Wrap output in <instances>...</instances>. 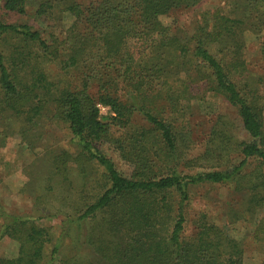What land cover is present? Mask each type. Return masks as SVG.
Listing matches in <instances>:
<instances>
[{
    "label": "trees",
    "instance_id": "trees-1",
    "mask_svg": "<svg viewBox=\"0 0 264 264\" xmlns=\"http://www.w3.org/2000/svg\"><path fill=\"white\" fill-rule=\"evenodd\" d=\"M31 1L4 0V9L25 14ZM202 1L39 2L40 18L53 10L55 3L57 7L64 6L73 19L62 45L63 62L66 71L84 65V84L81 88L70 86L62 90L51 84L50 93L55 96L53 113L68 125L80 156L100 168L103 175L96 199L83 210L75 209L65 220L82 229L88 221L101 218L104 232L117 239L110 243L111 256L106 255L109 264H244L243 244L223 235L215 225L203 223L197 235L189 234L186 208L192 187L232 182L241 176L246 162L254 158L264 164L263 111L254 102L248 84L239 86L237 82L247 72L244 31L252 32L258 40L264 34V0H230L232 12L206 15L196 34L185 44L177 39L169 40V29L163 27L160 17L192 9ZM9 36L36 43L44 58H56L60 49L53 51L40 32L29 25L9 24L0 17V92L6 105L18 113L35 99L38 91L49 89L43 74L28 76L32 52L18 44L15 49L24 51H17L18 58L5 56L3 40ZM261 46L264 61V38ZM184 75L195 84L207 81L212 93L220 94L237 109L244 130L254 140L239 145L243 158L239 166L195 174L169 169L168 173L158 174L154 168L156 162L148 159L146 152L151 137L155 136L162 144L159 150L169 156L177 150L179 134L172 124L150 113L143 103L148 105V93H152L153 98L157 95L176 104L184 98L187 89L173 92ZM170 79H175L174 83ZM95 81L99 82L97 96L90 90ZM39 96L38 103L46 104L43 100L48 94ZM175 97L178 98L174 100ZM99 105L109 108L111 116L103 117ZM136 114L144 115L149 127L133 133L130 125ZM114 128L126 132L123 141L114 143L121 158L132 166L129 177L118 171L102 149L112 140ZM174 194L179 197L176 206ZM0 216L5 220L0 238L25 240L18 259L0 258V264L44 261L45 247L51 242L48 230L36 226V219L31 216L4 212ZM167 219L171 224L166 223ZM164 220L165 227L160 228ZM158 226V233L152 232ZM60 250V246L54 247L47 264H55Z\"/></svg>",
    "mask_w": 264,
    "mask_h": 264
},
{
    "label": "rangeland",
    "instance_id": "rangeland-1",
    "mask_svg": "<svg viewBox=\"0 0 264 264\" xmlns=\"http://www.w3.org/2000/svg\"><path fill=\"white\" fill-rule=\"evenodd\" d=\"M42 1H31L26 13L18 14L6 11L4 0H0L1 19L13 25H29L40 32L53 51L57 47L60 49L55 54L56 58H44L34 42L10 36L3 40L6 43L4 53L8 58L10 55L18 58L17 51L24 52L15 49L18 44L25 51L32 52L28 76L43 74L49 91H38L35 99L18 113L6 105L0 92V214L31 216L36 219V226L48 230L51 242L47 243L45 260L40 264H47L57 245L61 250L55 264H109L110 243L117 239L104 232L101 218L88 221L82 229L65 220L69 214H74L75 209L83 210L86 204L96 199L103 175L100 168L80 156L68 125L53 113L55 96L50 93L51 84L61 90L70 86L81 88L85 68L82 65L66 71L62 45L70 33L73 19L64 11V6L57 7L55 3L53 10L40 18L38 10ZM97 1L102 0H78L83 4ZM217 11L232 12L231 1L203 0L192 9L162 16L160 21L169 29V40L177 39L178 43L185 44L196 34L204 17ZM243 34L247 44L243 53L247 72L237 82L239 86L247 83L253 90V99L263 111L264 123V61L260 55L264 34L262 40L250 31ZM174 80L169 82L174 83ZM185 87V96L179 99V103L174 104L157 95L153 98L152 93H148V105L143 103L150 113L168 121L179 134L177 150L169 156L159 150L162 144L155 136L150 138L146 154L150 162L155 161L159 166L156 165L155 170L158 174L168 173L169 169L195 174L239 166L243 161L239 145L254 140L244 130L237 109L220 94L212 93L207 81L195 84L184 75L173 92ZM98 89V81L91 84L94 96H97ZM41 93L48 94L43 100L46 104L38 103ZM100 110L103 117L111 116L109 108L101 107ZM131 124L133 133L149 127L142 114H136ZM125 134L123 130L114 128L112 140L102 149L118 171L129 177L132 166L121 158L114 143L123 141ZM178 200V195L174 194V206ZM186 214L189 234L197 235L203 223L215 225L223 235L243 244L244 264H263L264 164L254 158L246 162L241 176L232 182L192 187ZM173 215L175 217V213ZM4 221L0 216V233ZM166 223L171 224V221L167 219ZM162 227H165V220ZM160 228L158 226L152 232L158 233ZM23 241L9 236L0 238V258L8 261L18 259L22 254Z\"/></svg>",
    "mask_w": 264,
    "mask_h": 264
},
{
    "label": "built area",
    "instance_id": "built-area-1",
    "mask_svg": "<svg viewBox=\"0 0 264 264\" xmlns=\"http://www.w3.org/2000/svg\"><path fill=\"white\" fill-rule=\"evenodd\" d=\"M99 107L101 108V107H103V106L99 105Z\"/></svg>",
    "mask_w": 264,
    "mask_h": 264
}]
</instances>
